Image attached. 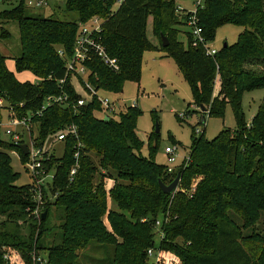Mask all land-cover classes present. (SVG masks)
Listing matches in <instances>:
<instances>
[{
  "label": "trees",
  "instance_id": "16d2710c",
  "mask_svg": "<svg viewBox=\"0 0 264 264\" xmlns=\"http://www.w3.org/2000/svg\"><path fill=\"white\" fill-rule=\"evenodd\" d=\"M63 2L64 10L54 2L49 17L30 14L26 0L0 14L4 25L13 22L19 28L21 53L13 59L17 71L38 78L35 84L20 82L7 67L10 58L0 51V99L20 119L35 113L39 146L49 135L77 128L64 141V156L50 155L44 162L46 171L55 172L50 191H58L55 205L63 211L60 242L53 246L43 240L47 219L36 214L32 187L16 184L18 174L7 152L20 149L4 142L0 130V264H9L3 258L6 250L23 257L25 264H36L33 258L41 259L44 251L43 264H78L79 253L93 243L111 250L105 264H149L147 251L155 245L150 226L160 215V249L173 251L181 264H264V234L259 231L264 216V105L250 125L242 108L245 93L264 89V76L256 77L247 68L264 63V0H206L198 10L197 26L207 42L224 25L244 28L236 44L215 56L202 46L193 47L191 32L184 30L190 14L179 12L176 0H124L116 10L117 0ZM92 17L103 19L101 41L118 65L111 70L93 57L96 89L118 94L125 82L140 83L144 54L158 51L175 61L195 104L206 108L202 124L207 115L224 119L227 105L232 108L236 130L224 129L211 141L197 138L194 131L189 163L179 171L172 194L164 193L159 181L170 184L178 173L169 175L166 166L140 154L141 113L136 107L108 121L95 116L100 108L96 103L77 109L53 104L43 110L47 97L64 94L70 103L78 100L70 78L59 84L66 67L58 49L70 55L78 24ZM149 27L159 44L149 38ZM181 34L186 42L178 38ZM162 35L170 42L166 48ZM11 37L2 27L0 39ZM73 167L77 172L71 179ZM194 181L190 195L185 188Z\"/></svg>",
  "mask_w": 264,
  "mask_h": 264
},
{
  "label": "rangeland",
  "instance_id": "374dc122",
  "mask_svg": "<svg viewBox=\"0 0 264 264\" xmlns=\"http://www.w3.org/2000/svg\"><path fill=\"white\" fill-rule=\"evenodd\" d=\"M19 1L20 0H0V14L15 7ZM54 2L56 4L58 3L57 5L60 4L62 10H64L63 0H50L49 6L42 9L28 8V12L30 14H40L49 17L53 13ZM176 5L188 12H193L195 9L192 0H177ZM117 8L118 5L115 4L114 10ZM59 12L60 11H57L56 15L62 17L63 13ZM182 14H186V12H182ZM62 18H64V16ZM2 27L12 35L10 40L0 39L1 53L10 58L8 59L9 70L20 82L35 84L36 77L30 72H18L13 61V59L21 53L19 28L17 23L12 22L4 25V22L0 21V35ZM184 30L191 32L190 27L188 26L184 27ZM243 30L244 28L231 24L220 27L216 31L214 40L210 42L211 48L216 51H221L224 44L233 46L238 42L239 36ZM148 36L153 42H155V44H159V41L157 39L155 40L153 37L151 27H149ZM178 38L181 41L186 42L184 34H181ZM247 68L250 69L256 77L264 76V63L247 66ZM110 69L117 70L114 68ZM90 82L92 84L91 79ZM219 90L220 83L219 80H217L215 90L216 95ZM101 96L104 99H117L120 102H125L127 106L136 104V108L141 113L137 121V137L142 142L140 154L148 160H154L158 165L168 166V156L165 154V149L168 147H177L178 158L173 166L178 174L179 171L187 165V161H185L184 158H187L189 155L194 131L197 138L203 135L205 140L211 141L224 129L234 131L238 126L230 105H227L226 107L224 119L207 115L205 116V123L202 124L201 120L203 116L200 107L195 104L188 83L179 72L175 61L171 57L166 56L164 52L154 51L146 52L144 54L140 83L127 81L124 83L123 92L118 94L102 92ZM260 105H264V89L247 92L243 95L242 108L246 124L250 125L253 118L256 116ZM95 116L98 119L105 118L103 117L102 112H96ZM35 125L30 134L21 126L10 125L9 104L6 103L3 106L2 126H0V130L1 139L4 142L14 144L15 141L12 138L11 132H17L21 141L24 142L23 144H30L31 140L32 143L34 142L35 146H38L39 132L38 127ZM157 129H159L158 133L156 132ZM54 135L46 137L43 149L49 155L61 158L65 153V144L64 142L56 141ZM155 144H157V146L154 149L153 146ZM7 153L14 172L18 174L16 184L18 186H27L29 188H33L34 186L37 192H39L40 188L42 189V198L38 196V193L31 192V194L33 201L36 204V214H40V217L44 212H48L46 220V229L48 232L43 236V240L47 246L58 244L61 236L60 218L63 215V211L55 205L56 197L59 194L58 191L55 193H51L50 191V188L54 183V177H52L55 173L54 170L51 169L50 171H47L46 175L42 176L47 177L44 181L45 185L42 186L40 185V179H36L32 170L29 168L30 160L28 159V156H25L18 150H9ZM195 187L196 183L194 181L188 189L185 188V191H188L191 195ZM112 207H114V205L110 202V208ZM3 220L4 218L0 217V222ZM158 220L160 224L156 223L150 226L152 234H154L153 240L155 245L149 249L153 250L154 258L149 255V250L147 251L148 263L181 264L180 259H178L173 251L160 249V243L164 238V232L162 229V222L164 220L162 215L158 217ZM260 224L259 231L264 234V216L262 217ZM249 232L250 230L247 231V233ZM22 233L25 235L26 230H23ZM98 247H100V245L93 243L88 249L80 252L78 264H105V258L110 257L111 250L106 252L108 249L105 250L103 248L104 246H102L101 249ZM46 256L47 255L44 251L40 256L41 259L34 257L33 260L35 262L37 260V263L40 262L43 264L46 261ZM157 256L160 258L158 261L157 259L155 260V257ZM85 257L86 259H84ZM3 258L5 262L9 264H25L23 263V257L20 255L18 256V254L9 253L8 250L5 251Z\"/></svg>",
  "mask_w": 264,
  "mask_h": 264
},
{
  "label": "built area",
  "instance_id": "2783aa9c",
  "mask_svg": "<svg viewBox=\"0 0 264 264\" xmlns=\"http://www.w3.org/2000/svg\"><path fill=\"white\" fill-rule=\"evenodd\" d=\"M124 0H117L116 4L118 7L123 3ZM177 1V0H176ZM195 6L193 12H188L183 10L180 6H177L179 12H186V14H190L188 27H190L191 35L193 38L192 45L193 47L202 46L206 51V54L209 56H215L218 51L213 50L210 46V43L206 41L203 36V31L201 28L197 26V13L198 10L202 9L205 5L206 0H192ZM50 0H26V4L30 9H42L49 6ZM102 24L103 19L99 17H92L87 22H80L78 24V31L76 35V39L74 42L73 51L70 55H68L62 48L59 49V55L65 60L66 67V78L61 80L59 84L63 85L66 82L67 78H70V84L72 85L76 94L79 95V98L74 103L69 102V98L67 95L61 94L59 96H51L47 97L44 102L43 110L52 106L53 104H57L60 106H69L72 105L74 109L85 107L89 104L96 103L100 108L95 110V112H102L103 117L109 116L110 118L117 116V114L123 112L128 109V107H136V104L131 106H127L125 102H120L117 99L110 100L109 98H102L103 90H98L94 85L91 84L90 79L93 76V71L90 67L92 63L93 57L99 58L105 65L110 68H114L118 70L117 61L112 59L107 53L105 46L101 41V33H102ZM60 85V86H61ZM136 103V102H135ZM5 105V101L0 99V107ZM11 111V113H10ZM9 111V124L12 126H21L25 129L29 134L34 126L32 119L35 113L30 112L27 117L20 119L16 116L12 108ZM42 111L36 113V115H40ZM0 126H2V121L0 122ZM77 128L75 126L66 127L59 133L54 135V139L58 142H64L68 135L76 134ZM199 133V131H198ZM12 138L15 141L14 144L19 146L24 142L21 141L17 132H11ZM36 144V143H35ZM45 144V143H44ZM43 144V146H44ZM29 150L28 159L29 168L32 170L36 179H40L42 186L45 185L44 181L47 177H42L47 174V171L44 166V162L49 159V154L43 149V146H35L34 142L32 143L30 140V144H25ZM21 151V150H20ZM177 147H168L165 149V154L168 156V166H166L167 173L169 175H174L176 173L175 167L173 164L177 161ZM78 156L76 155V158ZM189 163V155L187 158H184ZM77 172V168H73L70 172V178L73 179ZM54 176V175H53ZM52 176V177H53ZM39 189V188H38ZM41 188L39 192H37L33 186L32 192L38 193L40 198L43 197L41 192ZM157 224H160L157 222ZM149 255L154 258L153 250H149ZM160 260L157 256L155 260Z\"/></svg>",
  "mask_w": 264,
  "mask_h": 264
},
{
  "label": "water",
  "instance_id": "95a60500",
  "mask_svg": "<svg viewBox=\"0 0 264 264\" xmlns=\"http://www.w3.org/2000/svg\"><path fill=\"white\" fill-rule=\"evenodd\" d=\"M161 41H162V46L163 48H166L169 46L170 42L169 40L162 35L161 36ZM227 44H224V47H227ZM201 112H205L206 108L204 106L200 107ZM105 120L108 121L110 120L109 116H105ZM159 129H157L158 132ZM18 148L21 150V152L25 155L28 156L29 155V150L27 148V146L25 144L19 145ZM180 182V174L177 175V177L173 180V182H171L170 184H165L163 181H159V185L161 190L166 193V194H172L176 191V189L178 188ZM47 211L43 213V215L41 216L42 220L45 221L47 219ZM37 264H41L40 262H38Z\"/></svg>",
  "mask_w": 264,
  "mask_h": 264
},
{
  "label": "crops",
  "instance_id": "0c3cea01",
  "mask_svg": "<svg viewBox=\"0 0 264 264\" xmlns=\"http://www.w3.org/2000/svg\"><path fill=\"white\" fill-rule=\"evenodd\" d=\"M14 63H15V62H14ZM7 67H8V69H10L9 66H8V61H7ZM37 81H38V78H36V82H37Z\"/></svg>",
  "mask_w": 264,
  "mask_h": 264
}]
</instances>
